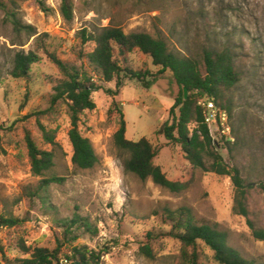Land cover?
<instances>
[{"label": "rangeland", "instance_id": "1", "mask_svg": "<svg viewBox=\"0 0 264 264\" xmlns=\"http://www.w3.org/2000/svg\"><path fill=\"white\" fill-rule=\"evenodd\" d=\"M63 1L0 0V264H16L23 258L20 240L50 250L61 242L58 264H67L65 256L76 246L101 253L100 264H182L183 246L170 235L172 224L165 216L166 209L182 207L192 209L199 223L228 230L230 245L245 259L264 263V242L254 237L245 218L233 212L231 179L193 170L181 148L164 137L163 127L172 123L170 109L180 91L170 71L149 90L138 81L123 79L124 87L116 98L103 90L93 94L96 109L83 113L80 131L92 142L100 162L92 170H80L72 161L68 107L63 102L51 103L54 87L63 76L47 56L54 53L93 74L88 60L81 56L92 52L95 45L83 44L82 30L113 25L127 34L162 32L171 50L185 53L204 41L207 30L218 29L230 36L235 32L232 38L242 46L239 67L245 77L230 94L235 102L231 126L234 142L238 136L240 141L229 154L225 140L218 136L214 140L225 162L239 168L254 184L250 219L264 231V192L258 187L264 182V0H69L71 20L61 11ZM13 14L24 27L20 31L12 22ZM18 52H34L40 57L29 78L10 75ZM122 66L152 74L160 70L139 51L128 55ZM95 79L105 89L116 88V81L107 84L100 77ZM118 107L127 121V138H147L158 150L155 163L170 180L189 182L187 191L173 194L150 180L142 182L125 173L123 154L113 141ZM38 113L44 114L37 117ZM39 121L57 131L56 148L44 143ZM27 132L40 148L55 154V167L44 178L62 179L42 194L45 201L28 195L36 193L43 178L32 174ZM75 215L89 219L97 235L83 233L76 242L65 243L61 222ZM1 218L19 224L7 227ZM147 244L153 259L142 250ZM194 251L199 264H217L203 243L189 249L190 254Z\"/></svg>", "mask_w": 264, "mask_h": 264}, {"label": "trees", "instance_id": "2", "mask_svg": "<svg viewBox=\"0 0 264 264\" xmlns=\"http://www.w3.org/2000/svg\"><path fill=\"white\" fill-rule=\"evenodd\" d=\"M61 11L67 20H71L72 5L69 0L63 1ZM12 17V22L18 31L24 28L14 14ZM27 29L31 31V36L37 34L33 27L29 26ZM81 35L84 45L89 43L95 45L92 52L81 56L88 60L93 74L84 67L79 68L62 61L54 53H47L48 58L63 76L54 87L51 103L55 106L63 102L68 107L71 120L69 140L73 148L72 161L75 167L80 170H92L100 162L92 142L80 131L83 113L96 109L93 94L103 90L111 98H116L124 87L123 79L138 81L149 90L159 77L170 71L180 91L170 109L172 123H166L163 127L165 139L181 148L185 160L193 170L231 179L235 191L234 214L245 218L254 237L264 242V231L258 229L250 219L249 197L254 184L244 178L239 168L231 167L225 162L218 151V145L210 135L205 124L203 109L199 105L204 98H214L216 104L229 113L230 119L233 117L235 102L230 94L245 77L244 70L239 67L242 61L240 57L242 46L233 42L232 38L236 33L230 36L218 29L207 30L204 41L196 48L189 49L187 53L171 50L162 32L156 35L143 32L127 34L121 27L109 25L92 31L82 30ZM44 36L47 37V34ZM135 51L148 56L153 66L160 68L157 74H152L150 71H133L129 67L122 66L128 55ZM39 61L40 57L34 52L16 53L10 71L11 77L29 78L32 67ZM94 76L100 77L107 84L116 81L115 90L105 89L98 84ZM1 77L0 67V79ZM185 89L188 91L187 99H185ZM113 105L116 107L117 102L113 101ZM117 111L118 129L113 141L115 147L123 154L125 173L132 174L142 182L150 180L156 186L173 194L187 191L190 188L189 182L170 180L162 167L155 163L158 150L147 138L139 141H131L127 138V121L119 107ZM42 114L44 113H38L36 116ZM38 127L44 143L56 148L57 131L48 130L40 121ZM239 141L238 136L236 142H226L225 149L229 154L239 146ZM25 142L32 174L43 178L36 193L28 192V195L38 196L45 201L47 197L42 194L47 193L52 184H59L62 181L56 176L44 178L55 167V154L53 151L40 148L30 132L26 133ZM258 187L264 192V182ZM165 216L172 224L170 235L183 246L182 264H199L197 252L194 251L192 254L189 252V249H195L199 242L213 252V259L217 264H264L245 259L230 245L228 230L222 229L218 224L199 223L192 209L188 207L174 211L166 209ZM1 221L7 227L19 224L18 220L12 218H1ZM61 223L65 243L76 242L83 233L97 235L96 227L89 219L80 215H75L71 220H63ZM62 247L63 244L60 242L56 249L50 250L29 246L25 240H20L18 249L23 258L18 259L16 264H58L61 261ZM142 250L149 258H154L149 244ZM101 259V253L87 246H76L70 255L65 256L67 264H100Z\"/></svg>", "mask_w": 264, "mask_h": 264}, {"label": "built area", "instance_id": "3", "mask_svg": "<svg viewBox=\"0 0 264 264\" xmlns=\"http://www.w3.org/2000/svg\"><path fill=\"white\" fill-rule=\"evenodd\" d=\"M199 105L203 109L205 124L215 142V137L233 143L235 141L229 113L216 104L214 98H204ZM216 143V142H215ZM217 144V143H216Z\"/></svg>", "mask_w": 264, "mask_h": 264}, {"label": "water", "instance_id": "4", "mask_svg": "<svg viewBox=\"0 0 264 264\" xmlns=\"http://www.w3.org/2000/svg\"><path fill=\"white\" fill-rule=\"evenodd\" d=\"M184 94H185V99H187V97H188V91H187V89L184 90Z\"/></svg>", "mask_w": 264, "mask_h": 264}]
</instances>
